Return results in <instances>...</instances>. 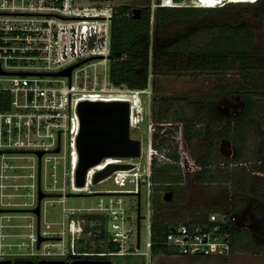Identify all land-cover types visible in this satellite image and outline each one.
Masks as SVG:
<instances>
[{
  "label": "built area",
  "instance_id": "obj_1",
  "mask_svg": "<svg viewBox=\"0 0 264 264\" xmlns=\"http://www.w3.org/2000/svg\"><path fill=\"white\" fill-rule=\"evenodd\" d=\"M113 14L110 8L81 9L77 0H0V93L4 102H9L7 109H0V188H8L5 179H31L12 186L25 189L23 204L31 207L38 221L46 218L48 205L54 203L62 205L63 217L69 221L70 214L78 210L65 206L69 194L97 195L98 201L87 209L94 216L91 223L98 226L100 236H107V244L114 246L82 254L75 248L80 238L75 222L67 230L72 247L48 241L53 238L49 232L30 225L36 230V235H28L30 241L9 245L25 252H6L5 243H0V262L28 257L139 255L146 264H153L157 256L221 259L234 254L235 225L229 213L201 211L176 221L157 218L153 197L158 152L152 147L153 131L140 158H105L101 162L119 160L117 165L131 166L99 182L110 180L115 189L75 190L94 185L96 174L105 168L96 170L101 163L90 168L85 185L79 188L80 103L127 101L118 99L126 91L108 87L110 72L100 71L101 65H107L105 57L111 56ZM71 67L70 76L57 75ZM100 79L105 87L99 85ZM150 87L128 93L139 98L150 96ZM132 124L131 115V129ZM40 193L45 195L41 201ZM127 197L138 198L135 216L129 213ZM38 206L40 216L35 213ZM6 210L0 202V242L9 237L4 229L13 227L5 223L12 219ZM155 247L161 249L158 254Z\"/></svg>",
  "mask_w": 264,
  "mask_h": 264
},
{
  "label": "rangeland",
  "instance_id": "obj_2",
  "mask_svg": "<svg viewBox=\"0 0 264 264\" xmlns=\"http://www.w3.org/2000/svg\"><path fill=\"white\" fill-rule=\"evenodd\" d=\"M256 1L258 0L249 2L254 3ZM261 1L264 2V0ZM167 2L168 3L165 4L164 0H77L81 9L101 7L113 9L114 12L118 7L128 6L131 13H133L135 9L145 11L147 8H150L151 40L153 42L156 41V44L159 43L160 45L166 46H171L174 42L181 43V45L177 47L179 53H172L170 58L164 63L155 67L152 60L150 61L151 71L148 85L151 86L150 89L152 93L150 96L143 94L142 107L140 98L130 95L128 93L130 89L126 86H115L112 82L107 84L108 87L114 91H126L122 92L121 96L131 99L133 123L131 136L134 139L142 141L143 149L146 146L149 147L150 131H153L152 147L158 152V157L155 159L154 164V180L159 181L160 177L165 176L174 178L179 171L181 172L183 183L180 186L168 183L158 186L160 189H164L165 192H172L174 194L173 200L169 202L171 206L161 208L160 214L170 215V217L167 218L176 221L184 219L193 211L212 212L214 209L204 210V207L210 206L211 208L214 202L222 201L225 197L228 201L230 196L234 199V197H239L240 193H251L233 184L235 183V179H233L231 185L211 184L206 186L198 180L201 172H198L196 177L190 175L184 177L183 175L182 168L179 164L182 141L184 142L185 149L190 151L192 157L197 160H202L208 155H211V143L218 140V133L220 132L219 130H214L216 124L209 123L205 113L196 111V108L199 107L198 104L194 107L191 105L198 103L201 96H207L215 100L216 107L217 105L227 107L229 95L231 94L230 92H232L233 89L238 90L242 80L239 70L222 73L187 70L186 62L189 57L188 53L190 54L192 51L205 49L210 46L212 39L215 37L214 33L218 29L222 27H233L236 29L240 27V25L252 29L255 33L256 42L250 51L253 53H264V23L259 20L255 22L250 20L251 14L259 7L248 4L226 5L230 2L238 3L236 0H186L184 3L178 4L177 6L213 7L217 5V7H223V11L221 10L216 14L208 15L200 19H164L157 23L155 12L159 6H175L172 4L171 0H167ZM205 19H208L210 25H212V28H207L206 31L201 28L202 23H200ZM106 62L107 65H101L102 67H99L100 71L103 69V73L106 72V69L110 72L111 60L109 57H105L104 63ZM102 80L103 79H100L99 85L105 87L106 85H104ZM262 103L264 104V100H262ZM142 115L145 116L144 122H142ZM189 119H192L196 124L197 130L203 129L204 132L200 139H195L193 141L186 140L184 130L187 124L186 121ZM255 120V129L244 146L246 151L245 155L252 162L249 167L254 166L253 161L258 158L259 146L264 145V116H259ZM206 132L210 133V135L207 136V134H205ZM207 137L209 138L207 139ZM218 153L223 158L219 148ZM212 154L214 155V160L221 159L218 155L216 156L215 151H213ZM173 156L178 157V163L173 160ZM119 162V160L111 159L104 161L105 168H103L105 170L109 165ZM22 171L26 172L27 170ZM30 182L31 179L29 178L15 180L5 179L4 183L9 184L8 188L4 190L0 188V202L6 205V211L12 217L10 221H5V223L13 225V227L4 229V233L9 235V237L0 242L3 244L5 243V246H3L4 251L25 252L24 249L20 250L19 246L10 247L9 245L30 241L28 235H36V230L33 229V226H36L38 231L41 228V231L49 232V237L53 236V238L48 241L55 243L61 241L62 245H69L72 247L71 236L67 234V230L70 229V225L72 226L73 224L72 222H75L76 233H78L77 236L80 237L77 239L75 247L78 251L94 252L106 248L108 242L107 236H100L98 226L92 225L91 218H89L90 214L87 210L98 201L97 195L86 196L69 194V199L65 206L67 208L78 209L75 213L70 214L69 221L63 217L62 205L58 203H54L51 206L48 205L49 209L45 215L46 218L38 221L37 219L35 220L36 217L31 207L29 208V206L23 204L26 202L23 197L25 189L14 188L12 186L14 183L24 184ZM260 182L264 184V181ZM251 185L252 179L248 178V188ZM132 187L133 186H131V188ZM175 187L176 191L181 189L186 200L181 199L183 195L181 191L177 194L173 191ZM115 188L116 186L113 182L108 180L94 185L88 184L87 189L75 190L86 191L84 193H87L88 190L98 192ZM155 190L156 193H158L157 188ZM10 194L13 196L11 197ZM261 200L263 199L261 198ZM126 201L128 205H131L129 213L135 216L138 211V198L127 197ZM141 205L143 209L145 203L142 201ZM243 236L247 238V235L243 234ZM143 237L144 233L142 232V238ZM242 242L243 244L240 247H236L234 254L227 258L192 259L175 256H157L153 264H264V246L255 244L248 239H244ZM110 259L114 264H146L145 258L139 255L115 256L110 257Z\"/></svg>",
  "mask_w": 264,
  "mask_h": 264
},
{
  "label": "trees",
  "instance_id": "obj_3",
  "mask_svg": "<svg viewBox=\"0 0 264 264\" xmlns=\"http://www.w3.org/2000/svg\"><path fill=\"white\" fill-rule=\"evenodd\" d=\"M233 4H248L259 7L251 14L250 20L252 22L259 20L264 23L263 1L258 0L254 3L230 2L226 5ZM221 10L223 11V7L159 6L155 12V16L157 23H159L164 19L205 18ZM150 17V8H147L145 11L141 10L139 18L133 17V13H131L128 6H121L115 9L112 19V46L110 56V79L115 86H126L130 90L147 89L151 71L150 61L152 60L156 67L168 60L172 53H179L177 47L181 43L174 42L172 45H176H171V47L160 45L159 43L156 44V41L153 42L151 40ZM200 23H202L201 28L204 31L207 28H212L208 19ZM214 35L215 37L212 39L210 46L205 49L192 51L190 54L188 53L189 57L187 58L186 68L192 71L221 73L239 70L242 80L238 90L233 89L230 92L229 100L234 101L240 97L244 100L245 107L241 116H232L230 119H225L217 112L215 100L207 96H201L198 103L191 105L194 107L198 104L199 107H197L198 109L196 108V111L205 113L209 123L216 124L214 130L220 131L218 133V140L211 143V155H208L202 160H198L199 164L203 167V173L199 175L198 180L203 185L208 186L211 184H232L233 179H235V183L233 184L264 199V184L260 182L259 178L253 177L248 167L244 165L231 166L232 163L244 164L249 162V159L245 155L246 151L244 146L255 129V119L259 116H264V104L262 103V100H264V53H253L250 51L255 45L256 36L252 29L246 28V26L240 25L236 29L233 27H222ZM8 104V99L4 102V94L0 93V109H7ZM186 123L184 130L186 140L193 141L200 139L204 132L203 129L197 130V126L192 119H189ZM205 134L207 136L210 135L207 132ZM221 138H226L234 144L238 153L236 160L231 161L219 155L218 142ZM213 151H215L216 156L221 157L220 160H214ZM258 152L264 153V145L259 146ZM173 160L178 163L177 156H173ZM248 178H252V185L249 188L247 186ZM182 179L183 176L179 171L174 178L165 176L160 177L159 181L155 180L158 193L155 190L153 201L158 219H168L167 217H170V215H161L160 210L161 208L171 206V203L164 202L162 192H165V190L160 189L158 186L166 183L180 186L183 183ZM173 191L177 194L180 193L181 189L176 191L175 187ZM181 193L183 192L181 191ZM181 199L186 200L184 193ZM226 208L227 204H224L223 207H204V210L214 209L217 212L220 210L223 211ZM93 217L89 216V218ZM103 236L102 234L101 237ZM242 244L243 242L238 238L235 244V250L236 247H240ZM106 247L108 249H114V246L111 244H107ZM160 250L159 247H155V254H158Z\"/></svg>",
  "mask_w": 264,
  "mask_h": 264
},
{
  "label": "water",
  "instance_id": "obj_4",
  "mask_svg": "<svg viewBox=\"0 0 264 264\" xmlns=\"http://www.w3.org/2000/svg\"><path fill=\"white\" fill-rule=\"evenodd\" d=\"M174 4H182L186 0H171ZM167 4V0H164ZM250 3V2H243ZM178 7V6H175ZM140 9L133 12L134 18H139ZM73 67L59 72L58 76H70ZM3 73V72H1ZM81 121V130L78 137L79 167L77 170V185L84 186L87 172L90 168L101 163L105 158H140L142 155V141L131 136L132 106L128 101L113 102H81L78 108ZM43 153H39L41 157ZM129 165H109L100 171L94 178V183L108 178L113 172L121 169H130ZM40 193L39 200L44 198ZM172 192L164 193V202L173 200ZM37 216L41 215V207L35 209ZM42 240H40L41 242ZM0 264H12L11 260L0 262ZM17 264V263H14ZM39 264H69L67 262L42 261ZM72 264H82L75 262ZM102 264H114L106 261Z\"/></svg>",
  "mask_w": 264,
  "mask_h": 264
},
{
  "label": "flooded vegetation",
  "instance_id": "obj_5",
  "mask_svg": "<svg viewBox=\"0 0 264 264\" xmlns=\"http://www.w3.org/2000/svg\"><path fill=\"white\" fill-rule=\"evenodd\" d=\"M245 107V102L240 97L236 98V100H229L227 107L218 106L216 107L217 112L224 117L225 119H230L232 116H241ZM218 148L223 155V157L228 158L231 161L236 160L238 153L234 144L226 138H221L219 140ZM181 152V153H180ZM180 158L179 164L182 168V172L184 177L190 175L192 177H196L198 172L203 173V167L199 164L198 160L191 156L190 151L186 150L184 147V142L182 141L180 147ZM254 166H251L252 162L244 164H234L231 166L244 165L248 167L250 173H252L253 177L259 178L260 181H264V153L258 152V158L253 161ZM185 166V167H184ZM259 169V170H258ZM263 171H262V170ZM200 173V174H201ZM252 179V178H251ZM228 185H231L229 183ZM250 192V191H249ZM252 193V192H251ZM244 194L240 193L239 197L230 196L228 198L225 197L222 201L214 202L213 207H223L224 204H227V208L220 212L229 213L233 218L235 230V244L237 243L238 238L240 240L248 239L253 243L264 246V199L261 200V197L255 196L252 194ZM248 195V197H247ZM259 198V199H258ZM210 208V206H208ZM40 220V218H39ZM93 225V224H92ZM41 231V228L39 229ZM243 234L247 235V238L243 236ZM87 253L88 251H81V253ZM12 264H39L42 261H53V262H67L69 264L80 262L82 264H102L106 261H111L110 258H101L91 255H79L72 257L68 255L66 257H28V258H13Z\"/></svg>",
  "mask_w": 264,
  "mask_h": 264
},
{
  "label": "bare ground",
  "instance_id": "obj_6",
  "mask_svg": "<svg viewBox=\"0 0 264 264\" xmlns=\"http://www.w3.org/2000/svg\"><path fill=\"white\" fill-rule=\"evenodd\" d=\"M237 2H251V1H255V0H236ZM172 4H174L173 2H172ZM175 6H177L178 4H174ZM123 98V96H121V97H119L118 99H122ZM123 99H125V100H127V101H129L130 103H131V99L130 98H123ZM109 158H112V157H109ZM104 167V162L103 163H101V165L97 168V169H101V168H103ZM76 187H78L77 185H75ZM79 188H82V186H80Z\"/></svg>",
  "mask_w": 264,
  "mask_h": 264
},
{
  "label": "clouds",
  "instance_id": "obj_7",
  "mask_svg": "<svg viewBox=\"0 0 264 264\" xmlns=\"http://www.w3.org/2000/svg\"><path fill=\"white\" fill-rule=\"evenodd\" d=\"M219 5H220V4H219ZM164 6H167V5H164ZM213 7H217V5H215V6H213ZM142 96H144V95L142 94L141 97H140V100H141V107H142V104H143Z\"/></svg>",
  "mask_w": 264,
  "mask_h": 264
}]
</instances>
